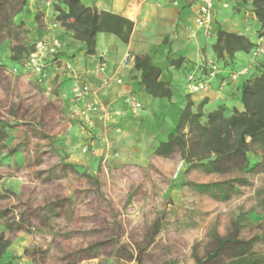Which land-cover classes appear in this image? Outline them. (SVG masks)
I'll use <instances>...</instances> for the list:
<instances>
[{"label": "rangeland", "instance_id": "1", "mask_svg": "<svg viewBox=\"0 0 264 264\" xmlns=\"http://www.w3.org/2000/svg\"><path fill=\"white\" fill-rule=\"evenodd\" d=\"M47 1L6 0L0 12V233L11 241L0 264H195L194 249L204 259L227 236L264 253V142L248 171L142 144L109 143L105 161L85 162L86 128L69 134L52 96L58 75L43 89L47 69L37 83L11 59L13 46L35 49L58 28ZM244 61L256 68L264 53Z\"/></svg>", "mask_w": 264, "mask_h": 264}, {"label": "crops", "instance_id": "2", "mask_svg": "<svg viewBox=\"0 0 264 264\" xmlns=\"http://www.w3.org/2000/svg\"><path fill=\"white\" fill-rule=\"evenodd\" d=\"M52 1L57 0L46 2V14L49 13L48 6ZM80 1L87 7L121 16L133 23L132 33L126 44L110 33H99L96 36L94 55H85L78 43L64 37L63 50L58 57L71 64V71L64 70L61 62H53L47 67V81L40 85L44 89L58 75L53 82L57 86H54L52 96L57 97L61 102V111L68 119L71 118L67 122L69 134L76 131L78 123L83 126L79 120L71 117V88L75 81H83L98 89L97 97L101 102L122 112L121 116H110L106 129L98 120H94L92 129L85 127L88 137L85 146L91 153L85 158V162L90 164L104 160L105 152L109 151V143L113 151L136 148V145L142 144L153 152L173 132L186 99L192 102L193 112L207 114L217 110L219 106L225 107L227 116L233 110L243 111L239 100L240 85L256 72L254 63L244 61L251 58V54H235L228 71L237 74L234 81L228 80L224 85L221 84L220 81L226 75L224 73L225 75L211 80L206 92H188L187 76L191 73L201 75L200 56L213 58L212 45L215 41L214 37L210 40L204 38L195 26L198 0ZM250 2L239 7L240 12L237 13L233 0H214L215 31L220 29L244 35L252 43H256L257 39L252 37L256 21L250 11ZM55 32L60 36L64 34L60 27ZM135 55L149 56L152 63L161 69L162 81L169 83L172 90L170 100L154 99L139 89L138 73L133 69ZM126 94L141 102L142 109L137 114H132L123 102ZM58 145L54 148L59 154ZM76 148L73 146L70 150L76 151Z\"/></svg>", "mask_w": 264, "mask_h": 264}, {"label": "trees", "instance_id": "3", "mask_svg": "<svg viewBox=\"0 0 264 264\" xmlns=\"http://www.w3.org/2000/svg\"><path fill=\"white\" fill-rule=\"evenodd\" d=\"M5 1H0V12L6 6ZM233 1L237 11L251 1L250 11L256 21L252 37L264 38V0ZM53 11L55 23L64 31L62 39L65 37L78 43L85 55L95 54L99 33H110L124 44L128 43L132 33L133 23L129 19L87 7L80 0H57ZM214 38L213 58L224 69L233 62L236 53L251 54L255 46L247 36L220 29L215 31ZM33 51V46H13L11 59L19 61ZM133 69L138 73L139 89L154 99H171L170 84L162 81L161 69L152 63L149 56H133ZM255 70V74L240 85L242 112L233 110L227 116L224 106L207 114L193 112L192 102L186 99L173 132L159 143L153 154L162 158L179 154L186 164L199 162L215 169L228 164L240 171L252 169L247 153L252 151L256 142H264V62ZM10 244L11 241L0 233V259ZM193 259L195 264H264V253L254 251L251 244L227 236L216 238L204 259L199 258L194 249Z\"/></svg>", "mask_w": 264, "mask_h": 264}, {"label": "built area", "instance_id": "4", "mask_svg": "<svg viewBox=\"0 0 264 264\" xmlns=\"http://www.w3.org/2000/svg\"><path fill=\"white\" fill-rule=\"evenodd\" d=\"M214 0H198L194 23L204 38L210 40L215 37V21H214ZM59 27V25H56ZM56 29L50 32L47 42L39 43L34 51L28 56L20 60V68L23 73L29 74L37 83H42L46 77V69L51 63L61 62V66L66 71H71V64L64 62L58 56L63 50L62 36L58 35ZM264 53V38L257 39L255 46L251 50L253 57ZM200 66L202 73L196 75L191 73L186 78V85L189 93L206 92L210 87L211 80L225 75L220 81L221 84L226 81H234L237 74L234 72H225L224 68L212 57L201 55ZM204 73V74H203ZM204 75V77L202 76ZM121 84L120 80H117ZM224 85V84H223ZM98 89L90 87L83 81H75L71 88L72 109L71 117L79 120L84 127L92 129L94 120H98L106 129L110 120V116H121L122 112L113 110L110 106L105 105L97 97ZM123 102L128 106L132 114H137L142 109L139 100L131 95H124ZM88 147L84 146L82 152H87ZM108 151L105 152L104 160L107 159Z\"/></svg>", "mask_w": 264, "mask_h": 264}]
</instances>
